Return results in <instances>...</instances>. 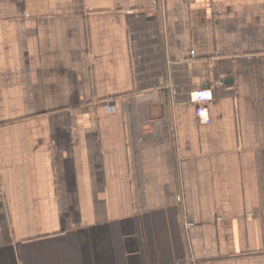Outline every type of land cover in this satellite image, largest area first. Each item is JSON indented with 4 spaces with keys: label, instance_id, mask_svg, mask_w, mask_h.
I'll use <instances>...</instances> for the list:
<instances>
[{
    "label": "crops",
    "instance_id": "0c3cea01",
    "mask_svg": "<svg viewBox=\"0 0 264 264\" xmlns=\"http://www.w3.org/2000/svg\"><path fill=\"white\" fill-rule=\"evenodd\" d=\"M0 264H264V0H0Z\"/></svg>",
    "mask_w": 264,
    "mask_h": 264
},
{
    "label": "built area",
    "instance_id": "2783aa9c",
    "mask_svg": "<svg viewBox=\"0 0 264 264\" xmlns=\"http://www.w3.org/2000/svg\"><path fill=\"white\" fill-rule=\"evenodd\" d=\"M195 94H197V96H195ZM200 93H192V99L194 100V102H199V101H206V100H210L211 96L210 95H199ZM109 105H106V108H108ZM207 115V108L205 106H199L198 108V116L203 119L205 118Z\"/></svg>",
    "mask_w": 264,
    "mask_h": 264
},
{
    "label": "bare ground",
    "instance_id": "6f19581e",
    "mask_svg": "<svg viewBox=\"0 0 264 264\" xmlns=\"http://www.w3.org/2000/svg\"><path fill=\"white\" fill-rule=\"evenodd\" d=\"M195 96H197V94H195Z\"/></svg>",
    "mask_w": 264,
    "mask_h": 264
}]
</instances>
